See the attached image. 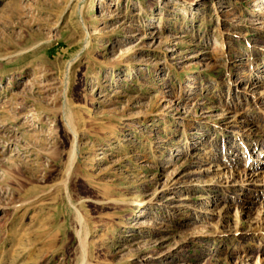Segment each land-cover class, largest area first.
<instances>
[{
  "label": "rangeland",
  "instance_id": "rangeland-1",
  "mask_svg": "<svg viewBox=\"0 0 264 264\" xmlns=\"http://www.w3.org/2000/svg\"><path fill=\"white\" fill-rule=\"evenodd\" d=\"M0 264H264V0H0Z\"/></svg>",
  "mask_w": 264,
  "mask_h": 264
},
{
  "label": "bare ground",
  "instance_id": "bare-ground-1",
  "mask_svg": "<svg viewBox=\"0 0 264 264\" xmlns=\"http://www.w3.org/2000/svg\"><path fill=\"white\" fill-rule=\"evenodd\" d=\"M131 50V49H130ZM127 53V52H126ZM75 151V150H74ZM255 166H253V168H254ZM255 169V168H254ZM255 174H257V173H255ZM258 175V174H257Z\"/></svg>",
  "mask_w": 264,
  "mask_h": 264
}]
</instances>
